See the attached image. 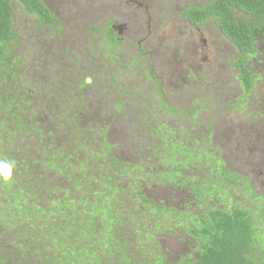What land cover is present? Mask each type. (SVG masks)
Returning a JSON list of instances; mask_svg holds the SVG:
<instances>
[{
  "label": "trees",
  "instance_id": "trees-1",
  "mask_svg": "<svg viewBox=\"0 0 264 264\" xmlns=\"http://www.w3.org/2000/svg\"><path fill=\"white\" fill-rule=\"evenodd\" d=\"M17 11L35 22L34 40L59 29L42 0H0V162L13 165L12 179L0 181V264H264L262 210L224 205L245 179H227L207 148L182 144L166 123L131 125L113 100L120 115L100 112V103L88 111L80 96L64 94L69 68L58 57L70 53L38 59L35 40L26 55L32 41L16 28ZM184 16L196 26L212 18L235 47L246 97L264 0H213ZM162 241L190 252L174 260Z\"/></svg>",
  "mask_w": 264,
  "mask_h": 264
},
{
  "label": "flooded vegetation",
  "instance_id": "flooded-vegetation-1",
  "mask_svg": "<svg viewBox=\"0 0 264 264\" xmlns=\"http://www.w3.org/2000/svg\"><path fill=\"white\" fill-rule=\"evenodd\" d=\"M212 1L203 3L200 0H108L99 13L89 15V12H85L81 16V19L86 21L83 28H87L89 34L98 37L103 44V48L98 51L95 46L87 41H77L78 44L83 46L81 49H76L73 44L76 36L74 35L70 39L65 33L67 40H70L68 41L69 45L65 44L62 48H57V50L67 51L71 55L58 57L59 63L67 65L69 68L66 74H61L60 82L67 87V91L62 92L66 95L80 96L81 102L87 101L89 108H86V110L88 111H95V108H97L96 103H100L102 105L100 112L105 109L112 113L115 112L116 115L122 113L120 116L123 122L131 125L138 124L139 127L145 124L142 113H146L151 118L149 120L151 123L168 124L164 118L161 120H159V117L155 119L154 111H158L161 116L164 111L191 112L190 120L198 121L199 114L202 113L198 101L203 91L207 92L210 88L215 89L214 93L202 100L209 101V98L212 97L227 103L224 104L227 105V110H212L214 113H222L217 115L218 118L228 116V113L231 112H240L239 109L231 106L237 102L240 96H234L230 99L228 87L218 88V83H221L222 80L219 73L216 72V68L220 65L217 62L219 60L216 57L218 51L216 47L221 44L216 40L215 43L207 44L201 32L204 23L196 26L184 16L186 10L201 8ZM47 8L49 9L48 6ZM54 10L50 11L56 19L54 28H59L55 31V34L58 35L61 31L63 33L64 26ZM38 28L43 27L38 24ZM78 28L77 26V33L79 32ZM145 28L148 29V34L144 31ZM158 28H169L170 31L176 34L177 41H181L177 42V54L173 58V67L171 68V59L168 58L166 63H168L169 69L161 68L157 71L148 59L145 62H141V59L145 55L142 46L147 45L151 34L150 30L153 29L154 32ZM118 29L121 31L119 35L117 33ZM135 39L137 40L135 41ZM225 42L228 45L227 40ZM226 44L223 45L226 46ZM123 45L125 48L135 47V50L139 52L137 57L130 59L134 61L132 67H124L130 60L124 57L125 53L121 48ZM204 50L207 53L205 57L202 56ZM107 51L110 52L113 60H108L102 55ZM182 51L183 56L180 57L178 53ZM208 56H210L209 59ZM203 60H206L205 68H203ZM119 66L121 71L118 69ZM103 74L108 76H103ZM222 85L225 86L224 83ZM144 86H148L155 94L149 96V98H156L150 100L149 104L142 101L141 89ZM227 88L228 90H226ZM166 89L170 91L173 105L166 95ZM248 93L250 94L251 91ZM249 94L243 99V109L250 106ZM95 96H101V98L98 102L93 103L92 98H95ZM181 97L190 98L188 103L185 102L187 105L186 111L177 108V106H183L184 101ZM112 100L114 104L117 103L121 113L118 114L113 109L111 106ZM244 116L245 119H250L251 122L240 121L238 124H234L233 121H230L228 127V130L236 137L237 146L239 140L241 149H244L243 156L234 154L232 149L226 150L227 154L226 152L223 155L221 154L219 145L222 146L223 142L218 136L219 130H215V127L209 122L211 118L205 123L207 125H204L203 133L200 129L195 131L189 122V126L176 124L172 128V132L175 139L182 144H195L197 147L200 145L207 148V152H210L212 156L221 162L222 169L230 176L227 179L233 180L232 176L235 175L245 179L244 183L237 188L241 195L235 197L230 195V199L226 200L224 205L237 201L239 204L253 210L257 206L264 213V111L253 113L252 116L249 113ZM103 119L107 120L104 122L106 125L112 123L107 116ZM154 123L152 124L154 125ZM222 130L223 127L220 126V132ZM179 132L183 133L178 134ZM196 132H199L202 136ZM129 136L132 139V136ZM232 140L234 142V137ZM242 159H244L243 162ZM241 169H245L246 173H240ZM211 174L212 172L206 171L199 178L203 182L211 178ZM224 183L225 186H229L227 180ZM245 190L252 193V196H249L248 199L246 195H242ZM232 191L229 189L230 193ZM217 196V193L214 191L213 194L212 190L210 195L205 197L210 198L212 201Z\"/></svg>",
  "mask_w": 264,
  "mask_h": 264
},
{
  "label": "rangeland",
  "instance_id": "rangeland-1",
  "mask_svg": "<svg viewBox=\"0 0 264 264\" xmlns=\"http://www.w3.org/2000/svg\"><path fill=\"white\" fill-rule=\"evenodd\" d=\"M46 5L49 7L51 11H53L55 8V12L57 13L58 17L62 20V24L64 26L63 33L62 31L57 34L45 30H40L38 32V38H36V44L38 45V59H42L44 61L47 60V54L51 55L52 53L57 50L58 47H63L65 44L69 45L65 33L69 36L71 39L74 35L76 36L74 38V46L76 49H81L83 45L78 44L77 41H87L91 45L95 46L98 51H100L103 47V44L98 39V37H95L92 34H89V30L87 28H83L86 21L81 19L82 14L85 12H89V15H92L93 13H99L102 9V6H105V4L108 2V0H43ZM168 1V0H165ZM201 2L205 3L210 0H200ZM162 2V1H159ZM192 3V2H189ZM54 8V9H53ZM84 10V12H82ZM78 16V17H77ZM93 17V16H91ZM15 22L17 24V28L20 31L22 37L26 39V37H33V28H35V22L30 19V17H26L23 13H20L19 11L15 15ZM78 33H77V26ZM61 30V29H60ZM145 32L148 31L147 28L144 29ZM164 32V33H162ZM202 35L203 39L206 41L207 44L209 43H215V40L218 41L221 45L219 47H216L218 51L216 52V57L219 61H217L220 65L218 68H216V72L219 73L220 79L222 80L221 83H218L219 87H228L230 91V99L232 97L241 96L237 100L235 104H232L237 109L240 110V112H231L228 113V116H223L218 118L217 115L222 114L221 112L214 113L212 110H223L228 109L227 104L217 98H209V101L202 100L209 97V95L213 94L215 89H208L207 92L203 91L202 95L200 96V99L198 101L199 107L202 108V113L199 114L200 118H198V121L190 120L192 114L191 112H179V111H164L162 116L158 113V111H154V118L161 120L164 118L167 125L171 128L176 126V124H183L185 126H189L191 124L192 127H194L195 131L197 129H200L201 132H204V125H207V120L211 118L209 121L213 127H215V130H219L220 139L222 140V146L219 145L221 148L220 152L221 154H227L228 149H232L234 154L242 155L244 153V149H241L239 145L238 140V146H237V140L234 134H232L229 130V123L230 121H233L234 124H238L240 121H248L251 122L250 119H245V114H248L252 116L253 113H257L259 111H264V37L262 36L261 32H257L256 40H257V47L258 52L255 56L250 58L248 60V67L250 70V73L252 74L253 78V87L251 90L250 96V106L247 109H243V99L245 97L244 90H241L240 84L238 83V71L234 67V62L238 57L237 50L233 45H231L228 41V45L225 42V38L220 35L219 31L217 30L214 20L208 19L204 22V25L202 27ZM77 33V35H76ZM150 38L148 40L147 45L142 46V50L145 53L144 57L141 59V62H145V60L148 59V61L155 66L156 70L158 71L161 68L169 69L168 63L166 61L170 60V66L171 68L174 65L173 58L175 57L176 53V46L177 42L181 41L176 38V34L170 31L169 28H158L155 29L153 32V29L150 30ZM148 34V32H147ZM48 35L47 41H42L40 36ZM32 43H28L27 52H25L26 55L32 56V48L31 46L34 45L35 40L33 38H30ZM131 41L130 39H128ZM137 39H135L136 41ZM134 42V41H132ZM217 43V42H216ZM226 44L224 46L223 44ZM30 45V46H29ZM203 45V44H202ZM147 46V47H146ZM215 47V46H214ZM228 47V48H227ZM122 50H124L125 53V59L130 60L131 58H135L138 56V51L135 50V47L130 46L129 48H125L123 45ZM182 50V49H181ZM51 53V54H49ZM52 54V55H53ZM106 59L113 60L112 55L109 51L102 54ZM180 57L183 56V51L181 53H178ZM207 55L206 51L204 50L202 53V56L205 57ZM33 57V56H32ZM210 56H208V59ZM134 61L130 60L127 62V65H124V67H132ZM206 60H203V68H205ZM39 66V65H38ZM120 70V66L118 67ZM155 70V71H156ZM121 71V70H120ZM38 77H44L43 73H38ZM103 76H108L103 74ZM224 83L225 86L222 85ZM228 88L226 90H228ZM212 90V91H211ZM242 91V94H241ZM142 94V101H146V103H150V100L154 99L155 97L149 98L150 95L154 96V92L148 87L144 86L141 89ZM170 91L166 89V95L169 98V100L172 103V96L169 93ZM149 98V99H148ZM183 98L184 103L183 106L178 107V109H182L186 111L187 105L185 102L188 103L190 100L189 97H181ZM156 99V98H155ZM216 103V104H215ZM173 105V103H172ZM142 117L144 118V123L150 122V117L146 115V113H142ZM102 122L107 121L106 119L100 118ZM154 120V119H153ZM109 121V119H108ZM185 122V123H184ZM190 124H189V123ZM220 126L223 127V130L220 132ZM236 129V128H235ZM67 133L70 134L71 130L67 129ZM183 132H179L178 134H182ZM200 136H202L199 132H196ZM234 137V142H233ZM110 138V137H109ZM121 137L115 136V138L111 137L112 140H119ZM214 138V137H213ZM232 152V151H231ZM243 156V155H242ZM241 156V158H242ZM232 161V160H231ZM244 159H242V162ZM242 174L246 173L245 169H241ZM258 177V176H257ZM260 179V178H258ZM262 193V192H261ZM162 245L168 249V256L174 260L179 258V255H183V253H188L186 245L181 244H174L172 241H162Z\"/></svg>",
  "mask_w": 264,
  "mask_h": 264
},
{
  "label": "clouds",
  "instance_id": "clouds-1",
  "mask_svg": "<svg viewBox=\"0 0 264 264\" xmlns=\"http://www.w3.org/2000/svg\"><path fill=\"white\" fill-rule=\"evenodd\" d=\"M12 169V164L0 162V181L9 182L12 179Z\"/></svg>",
  "mask_w": 264,
  "mask_h": 264
},
{
  "label": "water",
  "instance_id": "water-1",
  "mask_svg": "<svg viewBox=\"0 0 264 264\" xmlns=\"http://www.w3.org/2000/svg\"><path fill=\"white\" fill-rule=\"evenodd\" d=\"M119 29H120V28H119ZM119 29L117 30L118 35L121 34V31H120Z\"/></svg>",
  "mask_w": 264,
  "mask_h": 264
}]
</instances>
